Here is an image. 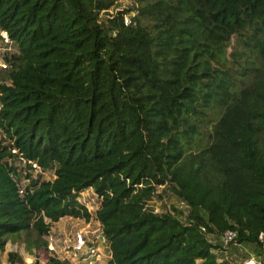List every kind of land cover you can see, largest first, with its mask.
I'll return each instance as SVG.
<instances>
[{"label":"trees","instance_id":"16d2710c","mask_svg":"<svg viewBox=\"0 0 264 264\" xmlns=\"http://www.w3.org/2000/svg\"><path fill=\"white\" fill-rule=\"evenodd\" d=\"M0 28L18 51L0 72V250L38 256L52 221L89 218V186L105 264H228L226 230L264 250V0H0ZM12 148L56 177L27 172L20 194ZM159 185L185 219L148 205Z\"/></svg>","mask_w":264,"mask_h":264},{"label":"rangeland","instance_id":"374dc122","mask_svg":"<svg viewBox=\"0 0 264 264\" xmlns=\"http://www.w3.org/2000/svg\"><path fill=\"white\" fill-rule=\"evenodd\" d=\"M125 1H121L115 7L111 8L109 11L113 12L115 8H122L125 6ZM103 16H106V13H103ZM0 140L3 138V134L0 131ZM206 137V134L202 135ZM51 171H46L44 174L45 177L51 176ZM90 191V190H89ZM86 203L92 208L96 209L100 205V196L97 194H90L85 198ZM148 205L154 209L156 212L170 210L172 213L176 211L172 206H175L177 209L182 210V214L179 215L182 219H185L188 208L184 202L174 194L169 187L159 185L154 190L153 194L148 200ZM74 217V216H73ZM48 221V219H45ZM95 222L94 212L90 211V217L88 219L84 217L79 218H70L69 215L61 216L59 219L52 221L50 224L49 231L45 236V239L48 243L52 244L51 251H40L37 255L35 248L28 250L24 241L19 238L11 237L3 250H0V261L8 262V252L16 251L17 254L21 255L25 262L33 263L35 257H38L39 264H44L49 253L53 252L61 256L62 259H68L69 257L72 261H78L77 252H74L70 246L74 239H76V234L78 232L89 230L90 226ZM92 230H98L95 227L91 228ZM262 236V234H260ZM217 243H221L222 247H215V251L219 253V261L228 262V264H244V261L250 256L253 255L258 261V264H264V250H258L254 243H224L220 238L214 239ZM222 251V252H221ZM107 255V254H106ZM65 264V263H64ZM68 264L70 261L68 259Z\"/></svg>","mask_w":264,"mask_h":264},{"label":"built area","instance_id":"2783aa9c","mask_svg":"<svg viewBox=\"0 0 264 264\" xmlns=\"http://www.w3.org/2000/svg\"><path fill=\"white\" fill-rule=\"evenodd\" d=\"M8 51H15V48L11 45V39L8 32L4 28H0V71L7 69L10 66V63L5 58L4 54ZM1 80V79H0ZM1 93V92H0ZM15 151V149H13ZM20 162L23 166L22 173H26L28 170L31 171L32 176L36 173L44 172V169L34 160L26 159L23 155H19ZM27 164H30L28 167ZM22 179L27 180L28 178L23 177ZM24 188L20 186L19 191L24 193ZM93 224L88 226L89 230H84L78 232L76 234V239L73 240L70 248L77 252V260L72 261L69 257H67L70 261V264H96V262L101 259L104 253V238L100 235V228L96 224L94 227L98 230H92ZM236 235V232L233 230H226L222 235L221 239L224 243H228L231 241ZM53 245L49 244V247L52 249ZM52 254V253H50ZM53 255V254H52ZM56 257L61 258L59 255H54ZM62 259V258H61ZM0 264H18L11 262H1ZM66 264V263H65ZM244 264H258V261L255 259L253 255H250L245 261Z\"/></svg>","mask_w":264,"mask_h":264},{"label":"clouds","instance_id":"9594fccd","mask_svg":"<svg viewBox=\"0 0 264 264\" xmlns=\"http://www.w3.org/2000/svg\"><path fill=\"white\" fill-rule=\"evenodd\" d=\"M5 29V28H4ZM6 30V29H5ZM7 31V30H6ZM8 32V31H7ZM9 34V33H8ZM10 36V35H9ZM10 39H11V37H10ZM11 41H12V39H11ZM11 45L15 48V51H12V52H10V51H8L7 53H5L4 54V56H5V58H6V56L7 55H11L12 53H15V52H18L17 51V48H16V46L13 44V43H11ZM7 59V58H6ZM8 60V59H7ZM8 62H9V60H8ZM10 63V62H9ZM10 66H11V63H10ZM10 66L7 68V69H9L10 68ZM7 69H4L3 71L5 72ZM0 72H2V71H0ZM1 92V91H0ZM1 94V93H0ZM0 107H1V103H0ZM0 131H1V133L3 134V137H5V134H4V132L2 131V129L0 128ZM1 138V137H0ZM1 141V140H0ZM13 149H15V151H13ZM12 150V152H17V150H16V148H12L11 149ZM23 155L21 152H17V162H18V166H19V168H20V176L23 178V177H25V178H28L27 180H30V177H35V176H37L38 174H41V178H45V179H53V178H55L56 177V174H55V172L53 171V169H46V168H43L36 160H34V161H36L43 169H44V172L43 173H41V172H38V173H36L34 176H32V174H31V176L30 177H26L25 176V174L27 173V172H30V173H32L31 171H27L26 173H22V171H23V166H22V164H21V162H20V159H19V155ZM24 156V155H23ZM25 157V156H24ZM26 158V157H25ZM26 159H29V158H26ZM32 160V159H31ZM27 166L29 167L30 166V164H27ZM51 171V176H49V177H45L44 176V174L46 173V171ZM27 180H24V179H21L20 181H18V186H19V189H20V186H22L23 188H24V182L25 181H27ZM24 190V189H23ZM90 190V191H89ZM19 193L20 194H23V192H20L19 191ZM90 194H97L98 195V193L91 187V186H89V187H87V188H85V189H83V190H81L80 191V193H79V195L77 196V200L80 202V203H82L85 207H86V209L89 211V213H90V211L92 210L93 212H94V217H95V222H93L92 224H93V227L97 224L98 226H99V228H100V235L101 236H103V238H104V245H105V247H104V253H103V255H102V257H101V259H99V261L98 262H96V264H105L106 263V261L109 259V257L111 256V249H110V247H109V243H108V241H107V239L105 238V236H104V233H103V227H102V224H101V221L96 217V215H95V211H96V209L99 207H97L95 210L94 209H92L87 203H86V201H85V198L87 197V196H90ZM69 217L70 218H79V217H73V216H70L69 215ZM90 217V216H89ZM81 218V217H80ZM92 228V227H91ZM49 244L50 243H48L47 242V248L44 250V251H46V250H48V251H51V248L49 247ZM50 245H52V244H50ZM16 252V251H15ZM52 254H48V256H47V258L49 257V256H51V257H54V258H57V259H59L60 261H63V264L64 263H66V264H68V259H61V258H59V257H56V256H54V255H58V254H56V253H53V252H51ZM107 254V255H106ZM21 256V255H20ZM22 257V256H21ZM36 258V257H35ZM47 260V259H46ZM8 262H11V263H18V264H22V263H20V262H18V261H15V262H12V261H8ZM25 262V261H24ZM46 262V261H45ZM45 262H44V264H45ZM26 264H32V263H29V262H25Z\"/></svg>","mask_w":264,"mask_h":264}]
</instances>
